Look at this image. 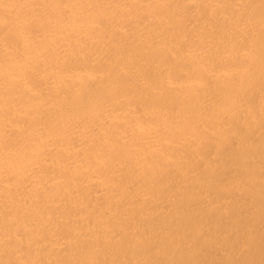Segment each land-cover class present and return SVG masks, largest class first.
I'll return each instance as SVG.
<instances>
[{
	"label": "bare ground",
	"instance_id": "6f19581e",
	"mask_svg": "<svg viewBox=\"0 0 264 264\" xmlns=\"http://www.w3.org/2000/svg\"><path fill=\"white\" fill-rule=\"evenodd\" d=\"M262 260L261 0H0V264Z\"/></svg>",
	"mask_w": 264,
	"mask_h": 264
},
{
	"label": "snow or ice",
	"instance_id": "6c2138e0",
	"mask_svg": "<svg viewBox=\"0 0 264 264\" xmlns=\"http://www.w3.org/2000/svg\"><path fill=\"white\" fill-rule=\"evenodd\" d=\"M261 5H262V19H264V0H261ZM7 264H18V262H7ZM245 264H248V262H245ZM260 264H264V260H262Z\"/></svg>",
	"mask_w": 264,
	"mask_h": 264
}]
</instances>
